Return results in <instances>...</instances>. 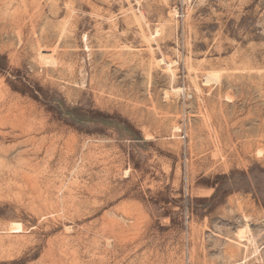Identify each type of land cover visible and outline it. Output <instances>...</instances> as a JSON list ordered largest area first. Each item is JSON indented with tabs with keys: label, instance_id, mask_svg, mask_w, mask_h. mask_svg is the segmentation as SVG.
<instances>
[{
	"label": "rangeland",
	"instance_id": "1",
	"mask_svg": "<svg viewBox=\"0 0 264 264\" xmlns=\"http://www.w3.org/2000/svg\"><path fill=\"white\" fill-rule=\"evenodd\" d=\"M0 264H264V0H0Z\"/></svg>",
	"mask_w": 264,
	"mask_h": 264
},
{
	"label": "bare ground",
	"instance_id": "2",
	"mask_svg": "<svg viewBox=\"0 0 264 264\" xmlns=\"http://www.w3.org/2000/svg\"><path fill=\"white\" fill-rule=\"evenodd\" d=\"M15 225H16L17 229H19V230L22 229V225H21V224H15ZM19 230H18V231H19Z\"/></svg>",
	"mask_w": 264,
	"mask_h": 264
}]
</instances>
